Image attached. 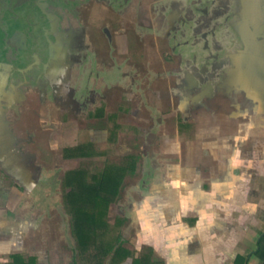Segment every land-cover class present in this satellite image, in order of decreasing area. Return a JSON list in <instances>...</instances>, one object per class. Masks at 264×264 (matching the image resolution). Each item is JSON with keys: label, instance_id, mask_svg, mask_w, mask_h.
<instances>
[{"label": "crops", "instance_id": "crops-1", "mask_svg": "<svg viewBox=\"0 0 264 264\" xmlns=\"http://www.w3.org/2000/svg\"><path fill=\"white\" fill-rule=\"evenodd\" d=\"M60 5L0 0V264L14 254L53 264L38 248L46 240L27 238L43 228L41 215L52 207L43 200L53 179L48 166L89 160L63 157L79 143L99 150L107 144L101 123L113 98L94 95L80 111L82 74L74 64L81 51L74 46L83 42L84 27L62 17ZM142 6L145 25L150 7L157 19L160 49L172 33L184 60L159 67L167 100L175 102L173 74L184 85L181 94L194 95L182 112L191 102L204 125L193 129L184 117L185 165L136 203L138 230L123 244L135 252L120 264H264L256 255L264 235V0H143ZM153 92L159 100L160 90Z\"/></svg>", "mask_w": 264, "mask_h": 264}, {"label": "rangeland", "instance_id": "rangeland-1", "mask_svg": "<svg viewBox=\"0 0 264 264\" xmlns=\"http://www.w3.org/2000/svg\"><path fill=\"white\" fill-rule=\"evenodd\" d=\"M159 82V85L153 87L155 91L160 90L159 100L156 101L157 96H154L151 86L139 84L138 87H115L114 94L122 93L123 97L120 101L113 96L107 103L111 112L108 113L106 122L101 123L108 131L106 148L103 145V149L99 150V146L92 142L79 143L78 146L82 148L80 152L87 154L89 160L82 159L73 165L59 166L58 169L49 164V175L53 179L46 185L48 190L43 200L52 207L45 209L41 215L42 219L39 221L43 228L27 232V238L35 244L45 239L44 246L38 248L53 259V264H71L73 254L76 264H109L110 256L106 257L101 253L100 244H112L115 237H119L122 246L129 242L131 236L136 235L137 223L141 220V215L138 219L135 214L136 203L143 197L157 194L168 171L181 173L185 157L181 147L179 152V145L183 147L187 137L186 131L184 132V117L192 119L189 122L193 129L199 128L203 123L196 120L190 108L193 106L191 102L185 105L184 113L183 102L167 100L168 82L162 79ZM183 86L177 87L175 93H183ZM140 95H143L142 98H139ZM100 109L103 113L104 106ZM151 133L155 136L151 137ZM80 152L71 153V157L83 158L80 157ZM193 155L195 163L199 164L202 161L199 149ZM53 156L54 160L57 155ZM114 166L125 168V172L116 196L107 209L104 226L97 230L96 237L87 248L76 251V240L70 227L71 216L65 209V193L69 188L63 185L64 174L80 170L86 174L88 181H92L104 170ZM134 252L132 250L129 254L133 256Z\"/></svg>", "mask_w": 264, "mask_h": 264}, {"label": "flooded vegetation", "instance_id": "flooded-vegetation-1", "mask_svg": "<svg viewBox=\"0 0 264 264\" xmlns=\"http://www.w3.org/2000/svg\"><path fill=\"white\" fill-rule=\"evenodd\" d=\"M58 1L61 3L59 12L62 17L70 16L84 27L83 42L74 46L81 51L74 64L82 74L78 92L80 111L86 110L94 95L107 99L116 96L118 98L115 99L122 100V93L114 94L115 87L145 84L154 91L153 87L160 79L161 64L174 67L184 63L179 57L180 52H176L172 46V33L166 34L163 38L165 46L160 49L158 22L156 17L152 19L151 7L148 9L151 17L149 25L143 22V0ZM188 27L192 28L193 25L189 23ZM171 77L174 83L170 88L172 100L191 101L194 95L184 97L175 93L180 86L179 80L173 74ZM97 81L102 83L103 89L91 88V83Z\"/></svg>", "mask_w": 264, "mask_h": 264}, {"label": "trees", "instance_id": "trees-1", "mask_svg": "<svg viewBox=\"0 0 264 264\" xmlns=\"http://www.w3.org/2000/svg\"><path fill=\"white\" fill-rule=\"evenodd\" d=\"M81 147L65 149L63 157H71V153L80 152ZM80 157H88L80 152ZM125 172L121 166L109 167L94 177L92 181L86 179L83 171L72 170L64 174L63 185L69 189L65 193V209L71 216V233L76 240V251L88 247L96 237L97 230L104 226L107 209L116 196L119 182ZM112 244H100L99 250L106 257L110 256L109 264H120L130 254L123 248L119 237H115ZM76 253V252H75ZM78 253V252H77ZM257 257L264 263V235L258 242ZM76 259V257H74ZM9 264H37L36 257L27 258L19 254L10 256ZM76 264V260H74ZM98 264V263H97ZM132 264H144L134 260Z\"/></svg>", "mask_w": 264, "mask_h": 264}, {"label": "water", "instance_id": "water-1", "mask_svg": "<svg viewBox=\"0 0 264 264\" xmlns=\"http://www.w3.org/2000/svg\"><path fill=\"white\" fill-rule=\"evenodd\" d=\"M32 27H33V29H38V25L37 24H35V25L33 24Z\"/></svg>", "mask_w": 264, "mask_h": 264}]
</instances>
